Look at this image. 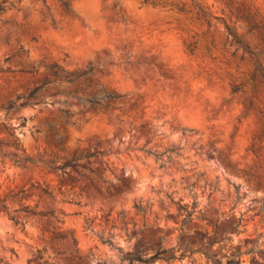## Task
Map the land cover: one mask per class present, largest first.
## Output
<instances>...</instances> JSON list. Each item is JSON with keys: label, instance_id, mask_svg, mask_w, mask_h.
<instances>
[{"label": "rangeland", "instance_id": "rangeland-1", "mask_svg": "<svg viewBox=\"0 0 264 264\" xmlns=\"http://www.w3.org/2000/svg\"><path fill=\"white\" fill-rule=\"evenodd\" d=\"M44 1L7 0L0 13V199L54 214L19 210V225L0 210V264H142L126 257L155 252L164 259L151 264H213L205 254L224 263L238 253L241 264H264V114L254 112L264 110V86L257 76L245 113L252 64L224 27L260 49L240 16L262 30L264 0H192L209 28L191 0H65L68 11ZM52 62L73 73L91 66L88 83L122 97L108 110H88L57 92L64 85H50L41 102L6 113ZM238 83L245 93L231 94ZM59 108L76 114L56 129L63 136L56 148L45 123H58ZM15 138L25 153L6 144ZM145 149L167 150L165 161ZM81 152H97L93 183L7 155L54 153L60 162Z\"/></svg>", "mask_w": 264, "mask_h": 264}, {"label": "trees", "instance_id": "trees-1", "mask_svg": "<svg viewBox=\"0 0 264 264\" xmlns=\"http://www.w3.org/2000/svg\"><path fill=\"white\" fill-rule=\"evenodd\" d=\"M42 4L45 5V1L41 0ZM192 1V0H191ZM7 0H1L0 1V13L5 9V3ZM59 2L62 5V8L66 11L69 10L68 3L65 0H59ZM143 2H146V0H143ZM193 2V1H192ZM151 3L154 5V0H151ZM193 8L196 10V13L201 14L204 16V20L206 23L207 28L210 26V22L207 18V13L204 9H202L197 3H192ZM178 10H183V7H177L174 5ZM240 17H245V24L247 25L246 31L250 34H256L259 36V43L260 49H255L254 47H251L246 40L242 38V36L237 35L234 31V27L232 25H229L227 23H224V27L226 30V34L228 37H231V41H233L237 49L239 48L243 54H245L249 61H251L252 64V70L249 73V75L246 78L245 83L251 84V94L248 97H245L242 101V105L244 107V112L251 108L252 105V97H253V91L255 89V81L256 77L258 76L260 79V83L264 86V65L262 64L258 54L264 55V26H261L262 30L259 29L260 24L253 19L250 18L249 15L241 14ZM4 23H8L11 27L15 25L14 21H4ZM51 25L52 27H55V21L53 18H51ZM23 33L28 34L30 36V41H37V35H35L32 31H30L27 28L23 29ZM210 45H212V40H210ZM223 46L225 44L223 43ZM186 50L190 53L194 52V47L191 43L185 44ZM19 50H22V46H19ZM210 51L209 48H206L205 52L208 53ZM240 60H242V56L240 57ZM40 63H43V60H41ZM44 70L47 71V73L43 76V80L34 86L27 89L25 92L20 93L16 95L13 99L9 100L4 106L3 109L6 113L16 110L20 107L25 106H33L39 102H41L40 99V93L47 89L50 85H64L62 88L57 89V92H61L64 94H68L71 98L76 100L79 104H81L83 107L87 108L88 110H96V109H103L108 110L110 105L113 104L115 101L119 100L122 95L118 94L115 91H106L103 88H101L100 85L97 84H90L88 83V75L93 69V67L89 66L87 69L82 70L80 72H67L60 66H58L57 63L52 62L49 64H43ZM36 70L34 68H31L29 70L30 73H34ZM73 86V87H69ZM230 92L231 94L240 93L243 95L245 93V90L242 89V84H231L230 86ZM262 95V96H261ZM261 95L257 96V99H260V96L264 98V89L261 92ZM59 103L63 105H67V101L64 100H57ZM59 121L56 123L55 121H47L45 123V127L48 131L47 134V140L48 143L53 145L56 148H61L62 146V140L63 136L56 132V129L61 127V125L71 122V116L73 114H76V112H70L67 108H59ZM255 114H258L260 116H263L264 110L255 107L254 109ZM25 118H20L19 126L24 125ZM36 132L39 131V129L35 130ZM12 135L11 133H9ZM8 146H11L15 150H20L22 153H25L24 148L20 145L18 140L15 138L12 142L6 143ZM147 153L153 154L155 157L160 158L162 154H165L167 150L159 153H155L150 151V149L144 150ZM15 163H30L33 165L41 164L42 166L50 169L60 172V174L66 175L70 180H73L72 172L76 173L79 176L85 177L90 183H93L91 174H98L96 173V169L92 167V158H96L97 152H81V153H75L70 158L64 159L63 161L57 162L56 156L54 153H51L48 157L46 153L37 154L36 156L32 155H23L21 157H18L16 153H8L7 154ZM162 162L165 160L161 159ZM167 160H169V156L167 155ZM113 188L116 190L117 186L113 185ZM98 190V189H97ZM42 191L50 196H52L51 192L47 189H42ZM21 192V191H19ZM19 192L13 193V196H16ZM196 202H193L192 209H185V216L183 217L182 221H189L192 218V214L195 211ZM139 210L143 211L144 209L142 207H138ZM0 210L5 212L9 219H11L15 224L23 225L24 221L21 217L18 215H15L14 213L17 211H24L27 214H30L32 216L38 217V216H45L47 214L53 215V211L45 212L40 210H35L33 208L26 206H23L21 208H15L10 209L8 205L5 204V199H0ZM59 237H65L64 233H59ZM72 238V237H71ZM213 241L206 242L204 245H211L213 244ZM195 251H202L200 247L192 249L191 253ZM239 254V253H238ZM238 254L234 258H228L223 263L220 260L216 258H212L209 255L205 254L206 258L210 261H212L213 264H241V261L238 257ZM129 263L132 262H139L142 264H151L156 260L164 259L160 255V252H155L151 254L148 257H143L140 255H135L131 257H126ZM7 264V263H3Z\"/></svg>", "mask_w": 264, "mask_h": 264}]
</instances>
